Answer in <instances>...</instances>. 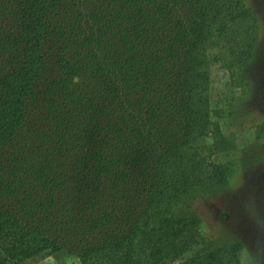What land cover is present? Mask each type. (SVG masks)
<instances>
[{"label":"trees","instance_id":"obj_1","mask_svg":"<svg viewBox=\"0 0 264 264\" xmlns=\"http://www.w3.org/2000/svg\"><path fill=\"white\" fill-rule=\"evenodd\" d=\"M244 0H0V264H241L191 199L228 184L209 70L247 78Z\"/></svg>","mask_w":264,"mask_h":264},{"label":"rangeland","instance_id":"obj_2","mask_svg":"<svg viewBox=\"0 0 264 264\" xmlns=\"http://www.w3.org/2000/svg\"><path fill=\"white\" fill-rule=\"evenodd\" d=\"M254 10L261 26L260 44L247 78L230 86L228 71L220 63L209 70V100L221 109L217 121L229 151H213L211 134L202 140L203 153L214 163L228 166V184L215 192L191 199L200 216L207 243L220 245L240 241L241 264H264V0H244ZM65 250L42 254L25 264H78Z\"/></svg>","mask_w":264,"mask_h":264}]
</instances>
